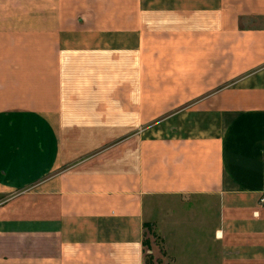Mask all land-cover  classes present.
Returning a JSON list of instances; mask_svg holds the SVG:
<instances>
[{
    "label": "crops",
    "instance_id": "0c3cea01",
    "mask_svg": "<svg viewBox=\"0 0 264 264\" xmlns=\"http://www.w3.org/2000/svg\"><path fill=\"white\" fill-rule=\"evenodd\" d=\"M261 198L264 0H0V264H264Z\"/></svg>",
    "mask_w": 264,
    "mask_h": 264
},
{
    "label": "trees",
    "instance_id": "16d2710c",
    "mask_svg": "<svg viewBox=\"0 0 264 264\" xmlns=\"http://www.w3.org/2000/svg\"><path fill=\"white\" fill-rule=\"evenodd\" d=\"M145 228L147 231H149L150 235L156 236V232L154 230V227L151 223L145 222L144 223ZM144 245L147 250L151 249V240L150 237H145L144 239ZM145 262L146 264H157L159 261H155L154 256L151 253L146 252L145 254Z\"/></svg>",
    "mask_w": 264,
    "mask_h": 264
},
{
    "label": "water",
    "instance_id": "95a60500",
    "mask_svg": "<svg viewBox=\"0 0 264 264\" xmlns=\"http://www.w3.org/2000/svg\"><path fill=\"white\" fill-rule=\"evenodd\" d=\"M148 253H151L150 249L148 250ZM152 254V253H151Z\"/></svg>",
    "mask_w": 264,
    "mask_h": 264
},
{
    "label": "built area",
    "instance_id": "2783aa9c",
    "mask_svg": "<svg viewBox=\"0 0 264 264\" xmlns=\"http://www.w3.org/2000/svg\"><path fill=\"white\" fill-rule=\"evenodd\" d=\"M261 201H264V198H261Z\"/></svg>",
    "mask_w": 264,
    "mask_h": 264
}]
</instances>
